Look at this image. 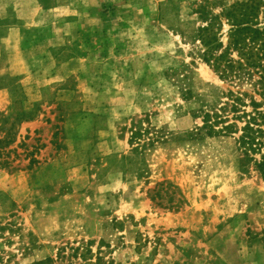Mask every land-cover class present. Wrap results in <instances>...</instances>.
<instances>
[{
	"label": "rangeland",
	"instance_id": "obj_1",
	"mask_svg": "<svg viewBox=\"0 0 264 264\" xmlns=\"http://www.w3.org/2000/svg\"><path fill=\"white\" fill-rule=\"evenodd\" d=\"M38 1L56 9L0 54V264H83L85 250L112 264H264V180L238 170L232 139L143 155L128 142L132 122L199 125L193 113L227 90L259 100L255 75L223 81L196 40L200 5L246 0ZM161 182L187 203L151 201Z\"/></svg>",
	"mask_w": 264,
	"mask_h": 264
},
{
	"label": "trees",
	"instance_id": "obj_2",
	"mask_svg": "<svg viewBox=\"0 0 264 264\" xmlns=\"http://www.w3.org/2000/svg\"><path fill=\"white\" fill-rule=\"evenodd\" d=\"M209 4L206 1L198 7L205 22L197 29L196 35L202 60L220 79L230 83L239 84V79L244 76L251 80L255 75L252 86L259 100L251 96L247 101L246 93L227 90L219 107L193 113L200 120L199 125L182 133H165L163 127L154 131L149 123L143 127L142 121L132 122L128 142L133 153L143 155L159 141H173L181 146L202 138L232 139L238 170L242 173L253 170L264 180V25L258 19L264 0L238 1L218 14L206 9ZM222 20L228 25L225 42L220 32ZM147 194L151 201L164 209L177 211L187 203L180 189L172 183H156ZM74 251L76 254V249ZM85 253L79 254L83 264H112L103 262L97 255L92 258L90 250ZM49 262L51 258H47L44 264Z\"/></svg>",
	"mask_w": 264,
	"mask_h": 264
},
{
	"label": "crops",
	"instance_id": "obj_3",
	"mask_svg": "<svg viewBox=\"0 0 264 264\" xmlns=\"http://www.w3.org/2000/svg\"><path fill=\"white\" fill-rule=\"evenodd\" d=\"M54 9L55 6L48 8L38 0H0V54L5 44L12 43L10 36L30 29L26 26L34 23L39 12ZM34 12L35 15H31Z\"/></svg>",
	"mask_w": 264,
	"mask_h": 264
}]
</instances>
